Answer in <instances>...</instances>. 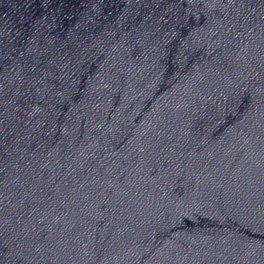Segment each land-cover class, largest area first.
Listing matches in <instances>:
<instances>
[{"label": "water", "instance_id": "water-1", "mask_svg": "<svg viewBox=\"0 0 264 264\" xmlns=\"http://www.w3.org/2000/svg\"><path fill=\"white\" fill-rule=\"evenodd\" d=\"M0 264H264V0H0Z\"/></svg>", "mask_w": 264, "mask_h": 264}]
</instances>
